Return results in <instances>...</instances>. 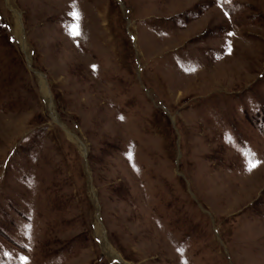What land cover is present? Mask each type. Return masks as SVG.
Returning <instances> with one entry per match:
<instances>
[{
  "label": "rangeland",
  "instance_id": "1",
  "mask_svg": "<svg viewBox=\"0 0 264 264\" xmlns=\"http://www.w3.org/2000/svg\"><path fill=\"white\" fill-rule=\"evenodd\" d=\"M0 264H264V0H0Z\"/></svg>",
  "mask_w": 264,
  "mask_h": 264
},
{
  "label": "snow or ice",
  "instance_id": "2",
  "mask_svg": "<svg viewBox=\"0 0 264 264\" xmlns=\"http://www.w3.org/2000/svg\"><path fill=\"white\" fill-rule=\"evenodd\" d=\"M72 15H73V16H77L76 13H72ZM70 35H72V36H79V35H80V32H79L78 26H76V25H72V26H71V29H70ZM229 35H232V33H229ZM121 119H123V118L121 117ZM252 167H255V165H252ZM23 259H25V261H26L27 258L25 257V258H23Z\"/></svg>",
  "mask_w": 264,
  "mask_h": 264
},
{
  "label": "bare ground",
  "instance_id": "3",
  "mask_svg": "<svg viewBox=\"0 0 264 264\" xmlns=\"http://www.w3.org/2000/svg\"><path fill=\"white\" fill-rule=\"evenodd\" d=\"M19 26V25H18ZM17 31H19V28H17Z\"/></svg>",
  "mask_w": 264,
  "mask_h": 264
}]
</instances>
